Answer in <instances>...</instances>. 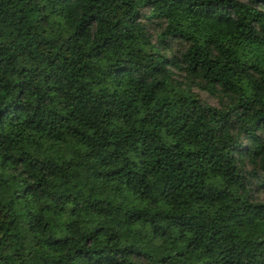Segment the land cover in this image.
Instances as JSON below:
<instances>
[{
    "label": "trees",
    "instance_id": "16d2710c",
    "mask_svg": "<svg viewBox=\"0 0 264 264\" xmlns=\"http://www.w3.org/2000/svg\"><path fill=\"white\" fill-rule=\"evenodd\" d=\"M0 264H264V0H0Z\"/></svg>",
    "mask_w": 264,
    "mask_h": 264
},
{
    "label": "rangeland",
    "instance_id": "374dc122",
    "mask_svg": "<svg viewBox=\"0 0 264 264\" xmlns=\"http://www.w3.org/2000/svg\"><path fill=\"white\" fill-rule=\"evenodd\" d=\"M192 90H193L194 92H196V94L198 95V97H199L202 101H204V102H206V103H208V104H210V105H212V106H219V101L217 100L216 97H214V96H212V95H209V94H207V93H205V92L199 90V89L196 88V87L192 88Z\"/></svg>",
    "mask_w": 264,
    "mask_h": 264
}]
</instances>
